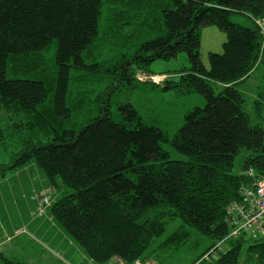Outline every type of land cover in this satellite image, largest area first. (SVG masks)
<instances>
[{
	"label": "trees",
	"instance_id": "1",
	"mask_svg": "<svg viewBox=\"0 0 264 264\" xmlns=\"http://www.w3.org/2000/svg\"><path fill=\"white\" fill-rule=\"evenodd\" d=\"M231 14L248 16L252 26L232 22ZM259 18L264 0H0V144L12 152L10 163L0 165V178L35 166L51 189L45 215L94 264L114 257L128 264L158 261L201 244H207L204 252L190 264H238L249 241L245 264H264V239L228 240L229 248L213 257L228 234L227 206L251 182L245 172L264 176V128L252 123L238 87L264 62ZM134 23L150 33L126 47L134 49L123 53L125 59L85 63L84 53L95 45L123 47ZM205 25L225 33L222 53H209L208 68L199 52ZM52 43L54 59L47 64ZM180 53L190 68L178 81L149 70L154 61ZM97 73L112 77L106 94L122 81L199 94L205 103L184 115L170 139L144 124L130 103L112 104L104 93L95 116L75 121L73 102L85 108L88 102L83 91L70 101L72 85ZM155 75L164 79H141ZM252 109L261 116L264 106L257 99ZM163 144L186 160H171Z\"/></svg>",
	"mask_w": 264,
	"mask_h": 264
},
{
	"label": "rangeland",
	"instance_id": "2",
	"mask_svg": "<svg viewBox=\"0 0 264 264\" xmlns=\"http://www.w3.org/2000/svg\"><path fill=\"white\" fill-rule=\"evenodd\" d=\"M107 11V10H105ZM104 15V12H103ZM102 15V17H103ZM230 20L234 23H237L243 27H251L252 21L248 16L242 14H231ZM103 22V18L101 19V24ZM201 43H200V57L203 65L208 68V55L209 53H222V44L225 41V33L220 31L214 25H205L202 26L199 30ZM150 30L147 29L144 31L142 27H138L135 23L131 26L129 30V36L131 37L126 42H124V46L113 47L110 45H103L91 48L89 53H84L83 58L85 63H100V64H108L111 65L115 62L116 59L123 58V53H127L134 49H128L126 47L132 46L134 44L139 43L140 41L146 39L144 34H149ZM151 37H154V34H151ZM126 48V49H125ZM55 51L54 44H50L49 47L45 51L46 63H51L52 59H54L53 52ZM121 60V59H120ZM190 68V64L186 58V55L180 53L177 55L175 59H171L168 61L157 60L150 64L149 70L153 73H164L168 75V78L173 81H178L179 72L186 71ZM21 78L34 79L35 76L31 75H21ZM162 76V75H155ZM10 77L12 75L10 74ZM150 76H141V79L149 78ZM154 77V76H153ZM103 78V79H101ZM105 78V79H104ZM111 76L102 73L97 74H89L87 78L83 77V79H78L72 85L69 96L71 97L70 101H74V99L78 100L81 97L77 95L79 92L83 91L86 97L87 108L78 107L79 102L75 103V110L73 111V119L75 121H81L82 119H87L88 116L93 117L98 112L96 101L98 97L102 99V93L105 92V87L109 85ZM123 83H126L123 81ZM114 89L109 94L104 93L103 97H106L111 101V103H130L136 112L138 113L141 121L146 125L157 126L163 131L166 132V135L170 139L180 125L183 122L184 115L191 111L194 107H203L204 98L195 93H190L189 95H180L175 92V90H163L162 87H154L150 84H142L135 83L133 85H122V81L113 82ZM239 90L242 93L245 104L248 108V114L251 118L252 123L258 124L264 128V110L261 111L260 115H256L257 113L253 111V102L259 99L264 106V62L260 63L253 72L249 75L248 79L240 84ZM77 95V96H76ZM260 95L262 98H260ZM77 107V108H76ZM3 115L0 112V128L4 127ZM169 153V157L171 160H182L185 161L186 157L174 149H172L168 144H163L162 146ZM11 149L9 147L5 148L0 144V165L1 164H9L11 160ZM241 162V156H237L234 162V172L239 173V165ZM29 167V166H28ZM26 168V167H25ZM41 173L38 169L33 168L25 171L24 173H20L21 178L19 180L21 185L11 183L12 187L2 185L0 193L4 198V205L2 203L0 207V220L4 221V215L9 213L16 218L18 213L22 216L29 214L28 206L31 205L30 198L33 195L34 189L40 188L39 175ZM43 176V175H42ZM15 180V179H14ZM31 180V182H30ZM1 182V178H0ZM8 185V184H7ZM48 186L42 189L43 193H46L48 190ZM37 191V190H36ZM38 192L36 195H39ZM42 193V194H43ZM66 193H70V189L66 188ZM60 196V195H59ZM0 197V199L2 198ZM33 198V197H32ZM31 198V199H32ZM35 201V199H34ZM2 208L4 210H2ZM15 216V217H14ZM177 223L169 225L163 234L162 238L164 239L168 235H170L176 228ZM64 235H62L63 237ZM37 239H40L37 236ZM162 239V240H163ZM1 240V237H0ZM250 242V241H249ZM249 242L244 243L241 256L239 258L238 264H245L246 259V246ZM207 244H201L199 246H195L193 249L182 248L181 250L175 252L171 255H162L159 256L158 261H154L157 264H190L195 261L200 255L204 252ZM24 247V245H23ZM39 249L29 250L27 248H22V244H17L12 246V248H1L0 246V259L1 255L7 258H16L23 264H60L58 261H54L55 259L47 253L48 251H42L40 247ZM229 248V243H224L221 245L219 250L214 253L213 257L218 256L220 252H223ZM153 261V260H151ZM1 264V261H0Z\"/></svg>",
	"mask_w": 264,
	"mask_h": 264
},
{
	"label": "crops",
	"instance_id": "3",
	"mask_svg": "<svg viewBox=\"0 0 264 264\" xmlns=\"http://www.w3.org/2000/svg\"><path fill=\"white\" fill-rule=\"evenodd\" d=\"M33 168H35V166L30 165L29 167L27 166L26 168L9 172L6 177L1 178L0 193L2 192V185L9 186L10 188L12 187L11 183L21 185L22 183L19 182V180L22 179L20 173H24ZM38 175L40 188L34 189L35 191H33L32 195L33 198H30L31 205L28 206L29 214L22 216L18 213L16 218H13L11 214L6 213L4 215L5 222L0 220L1 248L6 247L9 249L20 243L22 244V248L25 247L29 250H35V248L39 249L38 247H40L43 249L42 251H48L47 253L55 259L54 261H58L60 264H94L84 257L78 247L67 237L48 212L42 217H36L34 215V196L36 193L47 187V183L42 174L40 176L38 173ZM54 193L55 191H53L52 197H55ZM0 197H2L1 194ZM3 202L4 198L2 197L0 199V207ZM2 210L4 209L2 208ZM19 228H25V232L15 235L14 230ZM62 235L64 236L62 237ZM37 236L40 239H37Z\"/></svg>",
	"mask_w": 264,
	"mask_h": 264
},
{
	"label": "built area",
	"instance_id": "4",
	"mask_svg": "<svg viewBox=\"0 0 264 264\" xmlns=\"http://www.w3.org/2000/svg\"><path fill=\"white\" fill-rule=\"evenodd\" d=\"M261 36V50H264V18L255 20ZM155 83L164 79V76H150ZM246 175L251 179L247 186L240 190V200L232 201L226 208L225 223L228 227L227 236L217 245L220 248L228 240L241 239L243 241L264 239V176L256 177L252 168ZM51 189L46 193L35 195L36 213L38 217L45 215V210L52 203L49 197ZM25 232V228L14 231L15 235ZM109 264H128L119 257H114ZM131 264H157L154 261L136 260Z\"/></svg>",
	"mask_w": 264,
	"mask_h": 264
}]
</instances>
